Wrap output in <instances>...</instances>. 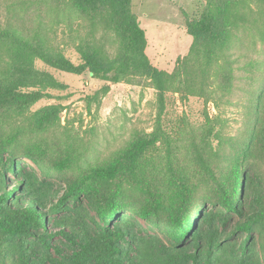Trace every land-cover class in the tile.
I'll use <instances>...</instances> for the list:
<instances>
[{
	"label": "trees",
	"instance_id": "trees-1",
	"mask_svg": "<svg viewBox=\"0 0 264 264\" xmlns=\"http://www.w3.org/2000/svg\"><path fill=\"white\" fill-rule=\"evenodd\" d=\"M35 3L40 5L39 24L26 29L14 15L5 24L0 23V63L5 64L0 69V116L6 117L5 122L17 127L16 120L36 103L63 101L70 96L55 94L68 86L51 71L87 74L100 83L84 99L88 108L111 86L144 78L155 90L156 119L153 131L130 142L115 164L90 172L86 177L89 194L69 185L59 195L61 184H38L33 172L15 169V158L5 156L16 145L19 133L4 134L0 130V264H264V172H254L246 159L251 141L256 139L264 167V78L249 124L234 136L224 135L222 126L212 121L203 130L185 117L171 121L167 116L170 95L210 100L230 88L231 78L221 80L223 89V85L216 87L219 78L213 70L226 58L227 31L215 14L216 1L208 0L200 17L187 22V34L192 38L190 52L177 60L171 74L157 69L147 57L146 34L132 10V0ZM45 7L56 16L75 10L91 28V34L86 33L74 45L77 62L66 56L43 26ZM98 22L104 23L118 41L113 53L94 31ZM37 63L47 70L38 68ZM248 66H254L253 62ZM262 73L264 77V65ZM208 84L215 86L210 89ZM60 110V105L38 110L34 128L48 127L59 118ZM24 155L49 179L54 178V171L61 173L68 167L67 161L45 163L43 151L36 144L25 145ZM119 172L140 195L130 213L155 234H142L130 218L113 224L114 219L122 217L116 197L100 191L97 183L113 179ZM9 173L14 175L13 180L8 178ZM203 185L213 189L211 200L199 199ZM18 189L21 195L14 196ZM82 196L102 225L76 229L67 205ZM59 212H63L61 217L46 219ZM257 229L259 243L255 241ZM55 237L68 245L52 246L49 241ZM30 242L47 251L39 254Z\"/></svg>",
	"mask_w": 264,
	"mask_h": 264
},
{
	"label": "rangeland",
	"instance_id": "rangeland-1",
	"mask_svg": "<svg viewBox=\"0 0 264 264\" xmlns=\"http://www.w3.org/2000/svg\"><path fill=\"white\" fill-rule=\"evenodd\" d=\"M218 4L215 14L227 31L225 54L219 61V68H213L218 74V84H224L223 78L230 79V88L217 99L205 100L200 97L182 98L179 94L170 95L167 116L174 119L185 117L198 128L205 129L208 121L218 123L226 136H234L241 132L250 122L252 105L258 89L263 82L262 68L264 65V0H215ZM208 5V0H132V10L137 15L141 27L147 38L146 55L151 64L167 74L174 72L177 60L185 58L192 45V38L187 34V22L198 19ZM35 0H0V23L10 16H15L24 23L25 28L39 24L38 7ZM43 26L54 37V43L63 48L64 53L73 62L78 61L74 45L86 33L91 34L82 14L75 10L66 12L63 16L51 13L48 7L44 8ZM95 32L103 44H106L110 53L117 47L114 33L104 23H96ZM253 62L254 66H248ZM40 69H46L37 63ZM4 62L0 69H4ZM62 83L68 86L66 91L55 92L56 95L70 96L63 101L42 100L32 106L20 119L16 126L5 122L6 117L0 116V130L19 133L16 145L7 152L6 157H14V168H21L33 172L39 179L38 184H61L59 195H62L70 185L74 190L89 194L86 189L90 172L96 168H104L115 164L124 149L134 139L149 135L155 125V90L151 83L144 78L135 77L110 87L106 94H101L97 101L88 108L84 102L87 95L100 86V83L91 79L87 74L74 76L51 71ZM211 88L214 86L208 84ZM220 88V87H219ZM60 105L59 118L42 130L34 128V114L45 106ZM31 127V128H30ZM36 144L43 151L45 163L67 161L61 173L54 171V178L49 179L42 170L24 155V146ZM251 169L263 173L262 150L259 141H251L246 154ZM10 180L13 174L7 175ZM45 181L47 183H44ZM97 187L102 192L114 195L115 204L121 210V219H114L118 224L130 218L140 227L142 234H155L146 223L130 213L140 195L120 172L112 179L99 180ZM199 199L211 200L214 191L211 186L203 185L199 190ZM21 195L18 189L14 196ZM198 199V200H199ZM42 205V203H41ZM213 206V205H208ZM42 205L41 210H44ZM63 212L51 214L49 219L61 217ZM67 214L74 221L76 229L93 228L97 223L102 225L94 209L85 197L76 202L71 200L67 205ZM79 227V229H78ZM50 226L48 225V229ZM51 229V228H50ZM255 241L260 242L257 232ZM160 235V234H159ZM161 236V235H160ZM54 245H68V242L58 237L49 241ZM30 245L39 254L47 250L44 246L30 242ZM257 245V244H256ZM16 252V248H12ZM261 256L259 247L256 248ZM54 254L53 249L50 250ZM263 256V255H262ZM264 263V257H262Z\"/></svg>",
	"mask_w": 264,
	"mask_h": 264
},
{
	"label": "flooded vegetation",
	"instance_id": "flooded-vegetation-1",
	"mask_svg": "<svg viewBox=\"0 0 264 264\" xmlns=\"http://www.w3.org/2000/svg\"><path fill=\"white\" fill-rule=\"evenodd\" d=\"M46 219H47V217H46Z\"/></svg>",
	"mask_w": 264,
	"mask_h": 264
}]
</instances>
